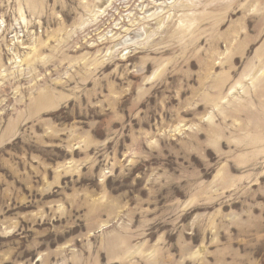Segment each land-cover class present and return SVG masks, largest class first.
I'll list each match as a JSON object with an SVG mask.
<instances>
[{"label":"rangeland","instance_id":"374dc122","mask_svg":"<svg viewBox=\"0 0 264 264\" xmlns=\"http://www.w3.org/2000/svg\"><path fill=\"white\" fill-rule=\"evenodd\" d=\"M0 264H264V0H0Z\"/></svg>","mask_w":264,"mask_h":264},{"label":"bare ground","instance_id":"6f19581e","mask_svg":"<svg viewBox=\"0 0 264 264\" xmlns=\"http://www.w3.org/2000/svg\"><path fill=\"white\" fill-rule=\"evenodd\" d=\"M183 6H184V4H182ZM186 25V24H185ZM124 41L126 42V41H131V38L130 37H126L125 39H124ZM260 80H261V78L260 77H257V78H255V82L256 83H259L260 82ZM244 92H247V90H244ZM176 130V129H175ZM137 250H139V248H137ZM136 250V251H137ZM136 251H134V252H136ZM127 254V253H126ZM131 253H129V254H127V256L128 255H130Z\"/></svg>","mask_w":264,"mask_h":264}]
</instances>
